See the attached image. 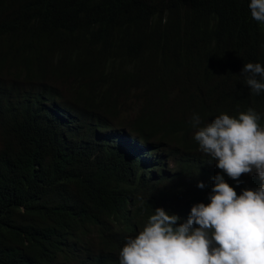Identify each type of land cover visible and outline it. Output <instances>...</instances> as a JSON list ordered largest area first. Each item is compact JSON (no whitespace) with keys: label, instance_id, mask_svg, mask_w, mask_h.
<instances>
[{"label":"trees","instance_id":"1","mask_svg":"<svg viewBox=\"0 0 264 264\" xmlns=\"http://www.w3.org/2000/svg\"><path fill=\"white\" fill-rule=\"evenodd\" d=\"M249 3L0 0V264H117L124 235L114 226L98 242L89 235L98 207L110 213L120 202L115 224L122 229L154 214L156 198L130 215L127 195L136 182L105 174L123 158L98 145L105 122L145 130L167 152L170 191L175 175L198 159L201 171L211 169L189 134L193 114L210 122L221 113L264 111V91L250 92L231 67L264 66V26ZM40 48L65 63L62 92L70 87V101L97 118L77 121L67 139L40 124L39 108L18 105L17 97L33 93L40 68L22 60ZM44 90L51 94L50 85ZM200 177L187 179L183 196L195 195Z\"/></svg>","mask_w":264,"mask_h":264},{"label":"clouds","instance_id":"2","mask_svg":"<svg viewBox=\"0 0 264 264\" xmlns=\"http://www.w3.org/2000/svg\"><path fill=\"white\" fill-rule=\"evenodd\" d=\"M248 6L252 19L264 26V0H250ZM22 62L38 63L40 68L33 79V93L17 97L18 105L39 108V122L46 130H60L67 139L78 131L81 126L76 123L85 116L97 121L70 101L74 98L70 87L63 91L66 95L62 92L64 84L58 74L63 61L48 58L40 48L36 58ZM231 67L244 74L250 92L264 91L260 63L236 62ZM48 85L50 95L44 90ZM190 124L188 133L201 153L216 164L209 159L211 169L201 171L198 159L189 170L175 175L170 191L166 182L170 156L152 144L147 131L104 123L97 132L98 145L123 156L105 167V174L136 182L127 195L126 210L133 215L144 201L154 198L158 205L147 221L134 219L132 227L123 229L115 224L120 202L110 213L98 207L89 235L98 242L111 226L124 235L117 264H264V111L248 108L238 118L221 113L210 122L193 114ZM194 174L201 175L191 191L195 195L183 196L187 179Z\"/></svg>","mask_w":264,"mask_h":264}]
</instances>
